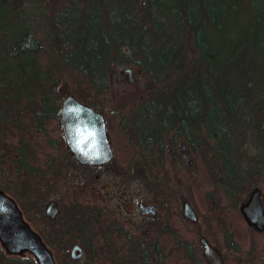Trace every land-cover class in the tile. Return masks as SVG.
Segmentation results:
<instances>
[{"label": "trees", "instance_id": "16d2710c", "mask_svg": "<svg viewBox=\"0 0 264 264\" xmlns=\"http://www.w3.org/2000/svg\"><path fill=\"white\" fill-rule=\"evenodd\" d=\"M41 2L0 0V112H54L61 87L91 109L119 112L109 105L108 76L114 66L133 65L150 88L132 125L108 116L114 163L127 173L139 151L161 197L167 187L160 153L178 155L185 147L196 178L191 204L217 233L221 228V240L230 236L233 217L242 238L231 198L258 187L264 168V0H55L61 9L50 13ZM84 9L97 38L85 53L71 38ZM184 71L188 100L165 96L171 76ZM53 258L60 264L55 252Z\"/></svg>", "mask_w": 264, "mask_h": 264}, {"label": "flooded vegetation", "instance_id": "af4514ba", "mask_svg": "<svg viewBox=\"0 0 264 264\" xmlns=\"http://www.w3.org/2000/svg\"><path fill=\"white\" fill-rule=\"evenodd\" d=\"M60 105L61 102L58 109L52 110L54 112H39L37 109L31 112H0V192L15 203L22 220L37 235L52 258L55 252L60 264H207L199 242L203 238L210 247L217 250L222 264H227V256L219 246L221 228H218V233L213 231L202 209L196 205L191 206L185 199H181L178 207L159 204L156 188L141 165L142 154L139 151L134 156V165L128 166L127 173L121 172L114 163L107 131L108 116L114 115L126 122L120 112L93 109L103 120L112 158L104 165L90 166L79 163L66 144ZM28 137L36 141H29ZM184 154L187 155L186 149L180 146L178 155L167 149L161 151L160 156L164 164L168 155L174 156L181 163ZM186 163L191 166L190 161ZM111 169H114L112 176L123 179V184H143L154 200L145 203L135 190L134 198L126 204L124 194L120 191L113 209L107 205H82L85 208L79 211L77 199L72 196L70 189L75 190L79 180L105 177ZM259 175L258 184L261 183ZM164 179L167 194L161 197L166 199L170 197L171 191L165 169ZM253 189L259 191L258 198L264 215V190L250 187L241 200L236 191L232 195L231 199L236 206L235 216H240L239 205ZM65 192L69 195L60 206L58 197H62ZM29 201L35 202V205H27ZM184 203L189 205L194 221L185 217ZM145 207H152V213H143ZM212 207L210 204L207 206ZM240 218L245 235L239 237L238 222L233 217L230 236H225L223 242L230 250L233 264H254L252 252L256 248L255 237H260L264 231L253 230ZM196 225L200 229L192 241L189 239L188 227ZM48 245L55 246L54 250ZM53 261L57 264L54 258ZM31 262L36 264L30 254L8 255L0 245V264Z\"/></svg>", "mask_w": 264, "mask_h": 264}, {"label": "rangeland", "instance_id": "374dc122", "mask_svg": "<svg viewBox=\"0 0 264 264\" xmlns=\"http://www.w3.org/2000/svg\"><path fill=\"white\" fill-rule=\"evenodd\" d=\"M52 6L56 10L61 9V7L58 4L56 5L55 0H42L41 2V10L45 13H50V8ZM138 15L140 16V11H138ZM73 22L74 23H73V29L71 30V38L74 43H77L76 45L79 44L78 46L80 47V50L82 49V52L85 53L84 51L85 47H87L91 42H95L97 40V38L92 35V31H91L92 25L87 9H84V11L82 12L79 11V14L75 17ZM81 23L83 24L81 25ZM86 27H89L87 31L85 30ZM97 29L100 35L99 36L100 38L98 37V39L99 41L102 42L103 38H101V36L104 33L103 26L101 25ZM122 51L126 52L125 49H122ZM124 69L131 70V79L134 80L132 84L128 83L126 74H123L122 71ZM170 80H171L170 89L165 96H168V98H170V96H174L178 94V97H180L181 99L188 100V96L184 94L185 92L184 83L187 82L188 80V78L186 77V72L185 71L180 72L177 75V77L171 76ZM149 88L150 85L148 84L142 71L135 69L133 65L122 64V65L114 66L108 76L109 105L113 109L118 110L122 114L126 122L132 125L133 111L140 104L139 102L141 101L142 96L147 93ZM65 90L66 87H61L59 91L55 94L54 102L57 106H59L60 102H62L63 98L65 97V95L63 96ZM151 100H153L152 96L150 97L149 101ZM177 105H178V101H173L170 103V106L173 109V111L175 110V108H177ZM174 113L175 112H172V114ZM183 113H187V112H183ZM130 135H132V133H130ZM133 140L135 139L133 138ZM243 142H244V146H246L247 148L248 143H250V141L248 139H245L243 140ZM250 155L252 154L250 153ZM134 160L135 159L133 157V161ZM187 161L190 160L188 159L186 154L183 155L181 163H178L175 160L174 156L168 155L166 157V162L163 168L166 170V174L169 177L168 186L170 188L169 191H171V193H169L170 197L168 198L166 197V199L158 196L159 204H169L178 207V205L181 202V199H185V201H187L192 206L190 202V186L194 184L196 178L191 170V166L189 167L186 165ZM112 175H114V169L109 170L108 175H105V177H100L98 180H93V179L91 180L89 179L88 181L79 180V183L77 184V188L75 190L74 188L70 189L72 190V196L75 197V199H77V202L80 205H90V206L93 205L95 207L107 205L111 209L115 208L117 204L116 196L117 194H120V191L123 192L124 194L126 204L129 203L128 202L129 200H132L134 198L133 195L135 194V190L138 191V194H140V196L142 197L145 203H150L151 201L154 200L151 193L149 192V189H147L143 184L140 183L123 184L122 182L123 179L121 178L119 179L118 177H113ZM259 176L261 179V183H259L258 188L264 190V168L261 170ZM104 193H105V200H104ZM68 195L69 194L68 193L66 194L65 192L62 197L61 196L58 197L57 202L60 206L64 204L65 197ZM245 196L246 194L243 193L238 198L241 200L245 198ZM188 229H189L188 230L189 239H192L193 241L195 239V236H198L197 234L200 228L199 226L196 225L193 228L189 226ZM215 236L217 237L216 233ZM218 240H219L220 249H222L223 253H225L227 256V264H233V257H231L230 255V250L228 246H226L227 244H224L223 240H221L222 242H220L219 237ZM255 242H256V248L252 252L253 263L264 264V234L258 238L255 237ZM23 258L27 259L26 256H24ZM31 264L33 263L31 262Z\"/></svg>", "mask_w": 264, "mask_h": 264}, {"label": "water", "instance_id": "95a60500", "mask_svg": "<svg viewBox=\"0 0 264 264\" xmlns=\"http://www.w3.org/2000/svg\"><path fill=\"white\" fill-rule=\"evenodd\" d=\"M128 83L132 84L131 70L124 69ZM63 135L75 159L90 166H101L110 161L112 152L106 138L101 116L90 107L79 103L72 96H65L60 105ZM259 191L253 189L248 198L239 205L243 221L257 232L264 231V215L259 201ZM184 215L194 221L188 204L184 203ZM152 207L142 212L152 213ZM52 217V216H50ZM202 256L207 264H222L217 250L200 239ZM0 245L8 255L30 254L36 264H55L50 252L28 225L22 220L15 203L0 192ZM76 249L75 247L73 248Z\"/></svg>", "mask_w": 264, "mask_h": 264}]
</instances>
